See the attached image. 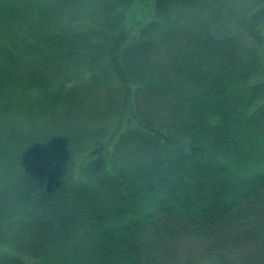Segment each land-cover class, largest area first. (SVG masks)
Segmentation results:
<instances>
[{"label": "trees", "instance_id": "trees-1", "mask_svg": "<svg viewBox=\"0 0 264 264\" xmlns=\"http://www.w3.org/2000/svg\"><path fill=\"white\" fill-rule=\"evenodd\" d=\"M206 260L264 264V0H0V264Z\"/></svg>", "mask_w": 264, "mask_h": 264}, {"label": "rangeland", "instance_id": "rangeland-1", "mask_svg": "<svg viewBox=\"0 0 264 264\" xmlns=\"http://www.w3.org/2000/svg\"><path fill=\"white\" fill-rule=\"evenodd\" d=\"M82 84L83 85H85L86 87H91V84L90 83H87V82H82ZM95 95V94H94ZM91 100H90V98H89V102H90ZM198 251V250H197ZM196 251V252H197ZM195 252V253H196ZM190 254V253H189ZM189 254H188V256H189ZM198 254H200V252L198 251ZM99 258H101L102 259V256L101 257H99ZM231 260H233V258H231ZM207 262H209V261H203L201 264H208ZM224 262V264H226V261H223ZM214 264H222V263H214ZM257 264H262V262H258Z\"/></svg>", "mask_w": 264, "mask_h": 264}]
</instances>
